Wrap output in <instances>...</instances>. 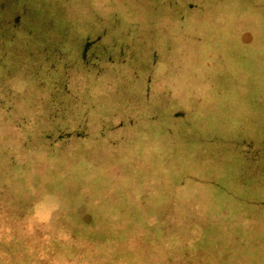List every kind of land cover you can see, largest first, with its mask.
<instances>
[{
	"label": "rangeland",
	"instance_id": "rangeland-1",
	"mask_svg": "<svg viewBox=\"0 0 264 264\" xmlns=\"http://www.w3.org/2000/svg\"><path fill=\"white\" fill-rule=\"evenodd\" d=\"M0 124V264H264V0H0Z\"/></svg>",
	"mask_w": 264,
	"mask_h": 264
},
{
	"label": "trees",
	"instance_id": "trees-1",
	"mask_svg": "<svg viewBox=\"0 0 264 264\" xmlns=\"http://www.w3.org/2000/svg\"><path fill=\"white\" fill-rule=\"evenodd\" d=\"M0 216L1 219L6 223L15 224V225L19 223L15 215L10 214V212L1 211Z\"/></svg>",
	"mask_w": 264,
	"mask_h": 264
},
{
	"label": "flooded vegetation",
	"instance_id": "flooded-vegetation-1",
	"mask_svg": "<svg viewBox=\"0 0 264 264\" xmlns=\"http://www.w3.org/2000/svg\"><path fill=\"white\" fill-rule=\"evenodd\" d=\"M0 126H1V124H0ZM21 168L23 169V172H26L27 174L29 173V172H27L28 169L30 168V167L28 166V164H25V165L22 166ZM26 170H27V171H26ZM29 174H30V173H29Z\"/></svg>",
	"mask_w": 264,
	"mask_h": 264
}]
</instances>
